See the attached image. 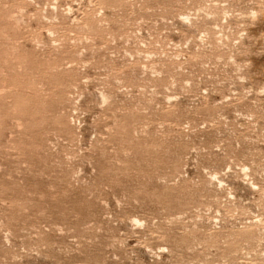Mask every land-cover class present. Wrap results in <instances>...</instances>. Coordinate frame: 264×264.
<instances>
[{
	"label": "rangeland",
	"instance_id": "1",
	"mask_svg": "<svg viewBox=\"0 0 264 264\" xmlns=\"http://www.w3.org/2000/svg\"><path fill=\"white\" fill-rule=\"evenodd\" d=\"M0 264H264V0H0Z\"/></svg>",
	"mask_w": 264,
	"mask_h": 264
}]
</instances>
